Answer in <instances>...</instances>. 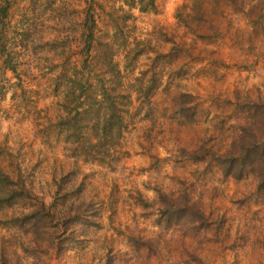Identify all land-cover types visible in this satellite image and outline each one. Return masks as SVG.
I'll list each match as a JSON object with an SVG mask.
<instances>
[{
  "label": "rangeland",
  "instance_id": "374dc122",
  "mask_svg": "<svg viewBox=\"0 0 264 264\" xmlns=\"http://www.w3.org/2000/svg\"><path fill=\"white\" fill-rule=\"evenodd\" d=\"M0 17V198L25 188L0 264H264V190L225 174L260 126L264 0H0Z\"/></svg>",
  "mask_w": 264,
  "mask_h": 264
},
{
  "label": "trees",
  "instance_id": "16d2710c",
  "mask_svg": "<svg viewBox=\"0 0 264 264\" xmlns=\"http://www.w3.org/2000/svg\"><path fill=\"white\" fill-rule=\"evenodd\" d=\"M153 3L152 1H149V3H147V5H145L144 7H142L140 10L141 11H145L148 6H152ZM6 12L7 10L4 11L3 16H6ZM2 17H0V19H2ZM93 25H94V20L93 18L89 21H87L86 23V39L84 41V48L87 52H89L91 50V46L94 40V34H93ZM1 41V40H0ZM8 68L12 71L15 72V69L13 67H9ZM85 81L83 78L82 79H78L77 77H74V79L72 77H70V82L72 84H80V82ZM66 87V91L68 92V98L71 97V99L75 102L76 104H81V97L79 95L75 96V91L71 88L68 87L67 85ZM65 89V88H64ZM102 98H104L105 94L101 95ZM98 103L102 102L101 100L97 101ZM113 110H116V104L113 103L112 105ZM253 107L250 109V111L252 110V112L254 113L252 116H254L255 118V122L259 120V125L256 129H258L257 131V135H250L251 140L249 141H243L242 143L243 145H238V149H236V151H231L229 153V157H228V164H229V168L227 169V171H225V174L228 175H232V176H236V177H241L242 176V172L245 173H253L258 181V187L261 190H264V103H258V104H253ZM122 112V111H121ZM125 112H128V109H125ZM76 114H80V112L76 111ZM116 124L115 126H113L112 124L110 125V123H108V125L110 126H106L105 129V133H107V129L109 130V127H112L109 131L110 134H114L115 136L118 137V133H120V131L123 128V122H122V116L120 114H116ZM115 129V133H113L112 131ZM89 131V129L87 130ZM94 147H96V144H92ZM238 150V151H237ZM235 170H239L238 173H235ZM7 179V182L9 184V186H13V181H10L8 179V177H5ZM18 195L14 196V198H16L18 200V197H22V195H24L25 193V188L23 186L20 187L19 191H15ZM9 197V196H7ZM16 199H1L0 198V210H4L7 209L9 207H12L14 204V201ZM33 216V214L27 215V214H19V216L17 217H12L10 220H5L6 223H8L11 226V229L16 230V229H20V228H24L25 225L29 224V220L30 217ZM1 222V221H0ZM10 259L9 257H2V264H10Z\"/></svg>",
  "mask_w": 264,
  "mask_h": 264
}]
</instances>
